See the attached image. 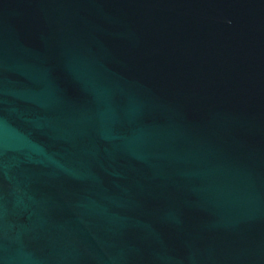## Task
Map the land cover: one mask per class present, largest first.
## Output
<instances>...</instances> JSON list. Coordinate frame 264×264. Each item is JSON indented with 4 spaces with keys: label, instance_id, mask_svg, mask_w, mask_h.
I'll return each mask as SVG.
<instances>
[{
    "label": "water",
    "instance_id": "95a60500",
    "mask_svg": "<svg viewBox=\"0 0 264 264\" xmlns=\"http://www.w3.org/2000/svg\"><path fill=\"white\" fill-rule=\"evenodd\" d=\"M0 264H264V0H0Z\"/></svg>",
    "mask_w": 264,
    "mask_h": 264
}]
</instances>
